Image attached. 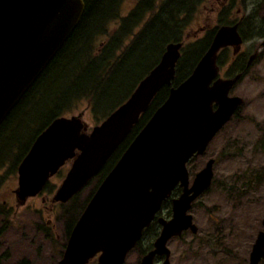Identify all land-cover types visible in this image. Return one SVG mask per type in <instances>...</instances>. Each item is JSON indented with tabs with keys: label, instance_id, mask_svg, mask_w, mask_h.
<instances>
[{
	"label": "water",
	"instance_id": "1",
	"mask_svg": "<svg viewBox=\"0 0 264 264\" xmlns=\"http://www.w3.org/2000/svg\"><path fill=\"white\" fill-rule=\"evenodd\" d=\"M84 7V0H0V126L76 28ZM242 44L237 23L217 30L192 73L170 88L166 100L103 179L76 222L58 264H87L97 254V264H123L178 184L182 192L172 201V217L158 218L163 229L141 264H154L156 255H168L169 238L187 229L197 232L187 211L210 186L214 160L195 175L191 185L187 163L206 151L214 135L243 105L241 97L229 95L241 74L222 78L217 65L220 50L232 47L236 55ZM263 46L264 39L247 65ZM181 48L179 42L167 44L134 93L90 133L80 118L53 120L19 164L17 200L25 202L40 193L75 157V150L79 153L52 201L66 203L84 188L131 133L158 91L172 84ZM262 225L250 264L264 259V219Z\"/></svg>",
	"mask_w": 264,
	"mask_h": 264
},
{
	"label": "rangeland",
	"instance_id": "2",
	"mask_svg": "<svg viewBox=\"0 0 264 264\" xmlns=\"http://www.w3.org/2000/svg\"><path fill=\"white\" fill-rule=\"evenodd\" d=\"M123 4L122 15H125L133 7V0H124ZM221 13L226 16L223 25L237 23L239 33L245 34L246 40L236 55L232 47L224 48L218 54L223 61L219 74L222 78L228 77L227 72L234 67L230 66L232 58L240 55L245 61V72L237 73L241 78L230 91V96L241 97L244 102L236 115L214 135L206 151L187 165L193 178L209 160H214L210 186L187 211L197 232L187 229L180 236L169 238L165 243L169 253L156 255L160 256L158 262L155 260L156 264L166 260L168 264H248L249 253L263 229L264 46L249 65L247 62L264 39L254 36L264 29V0H206L200 3L191 14L182 15L188 23L181 29L182 41L179 43L184 46L206 37L215 28L218 30L222 26L218 24ZM118 23L115 21L110 26L114 28ZM106 39L107 35L99 37L95 48L101 47ZM138 84L134 85L132 93ZM129 94L127 97L132 95ZM110 114L97 113V119L83 101L62 117L80 118L87 125L85 132L90 133ZM35 131L32 129V136ZM29 139L31 136L26 141ZM23 143L24 139L7 150L9 157L0 165V264H58L68 240L65 237L67 226L80 216L89 202L87 199L102 181L96 175L73 201L66 204L51 202L79 153L75 150V157L65 162L42 192L21 203L14 191L18 188L19 164L26 156L23 157ZM170 204L169 201L162 206L158 217L171 216ZM159 230L155 221L142 241L128 253L124 264H140L145 247H152L160 235ZM87 264H97V259Z\"/></svg>",
	"mask_w": 264,
	"mask_h": 264
},
{
	"label": "trees",
	"instance_id": "3",
	"mask_svg": "<svg viewBox=\"0 0 264 264\" xmlns=\"http://www.w3.org/2000/svg\"><path fill=\"white\" fill-rule=\"evenodd\" d=\"M205 1L133 0V7L122 15L124 0H84V12L76 28L1 124L0 165L9 157L7 150L23 139L24 157L37 136L53 120L69 114L80 102L86 101L88 110L97 119V113L115 111L128 99L127 95L135 88L134 85L158 64L166 45L182 41L180 32L188 23L182 15L191 14ZM115 21L119 22L118 26L112 28L110 24ZM225 23L226 16L221 13L218 24ZM216 30L182 46L172 85L158 91L130 135L100 169L97 174L100 181L114 167L153 112L166 100L170 88L179 85L192 73ZM104 35H107L106 41L96 49L95 42ZM241 36L246 40L243 32ZM254 36L263 38L264 29ZM222 62L218 56V65ZM230 66L234 67H230L228 77L243 74L246 69L240 55L232 58ZM32 129L36 130L33 136ZM28 136L31 139L26 141ZM175 191L180 192V189ZM89 199L91 196L86 202ZM84 209L85 205L82 211ZM77 219L74 218L67 226L66 240ZM151 248L148 245L143 252Z\"/></svg>",
	"mask_w": 264,
	"mask_h": 264
},
{
	"label": "flooded vegetation",
	"instance_id": "4",
	"mask_svg": "<svg viewBox=\"0 0 264 264\" xmlns=\"http://www.w3.org/2000/svg\"><path fill=\"white\" fill-rule=\"evenodd\" d=\"M227 78V77H226ZM176 189H180L181 190V188L180 187H177ZM176 193V194H175ZM180 193L181 192H177V191H173V193H172V195L168 198V199H166L165 201H164V203L162 204V206L164 205H166L169 201H170V208H171V216H172V201H173V199H175V198H177L179 195H180ZM30 198V197H29ZM17 199V198H16ZM52 202V201H51ZM21 203H24V202H21ZM53 204H56V203H53ZM161 210H162V208H161ZM160 210V211H161ZM160 211H159V213H160ZM159 213H158V215H159ZM158 215H157V217H158ZM171 216H168V217H166V219H169ZM159 218V217H158ZM156 221V223L158 224V220L156 219V220H154L153 222H152V224L154 223ZM151 224V225H152ZM150 225V226H151ZM159 225V224H158ZM263 226V225H262ZM159 227L161 228V226L159 225ZM150 228V227H149ZM149 228L146 230V231H148L149 230ZM263 230V229H262ZM261 230V231H262ZM159 233H160V230H159ZM152 248H153V244H152ZM151 250V249H150ZM150 250L149 251H147L145 254H147V253H149L150 252ZM251 251H252V249H251ZM250 251V252H251ZM157 258H160V256H158V257H155L154 258V262H155V260H156V262H158V259ZM261 263H263L264 264V259H262L260 262H259V264H261ZM248 264H250V253H249V261H248Z\"/></svg>",
	"mask_w": 264,
	"mask_h": 264
}]
</instances>
